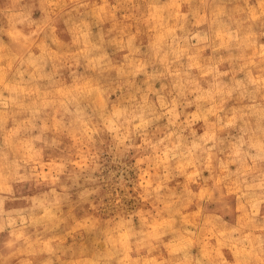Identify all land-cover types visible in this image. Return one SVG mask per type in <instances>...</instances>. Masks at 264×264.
<instances>
[{
  "label": "rangeland",
  "instance_id": "374dc122",
  "mask_svg": "<svg viewBox=\"0 0 264 264\" xmlns=\"http://www.w3.org/2000/svg\"><path fill=\"white\" fill-rule=\"evenodd\" d=\"M138 100L220 141L203 170L124 155L103 117ZM262 122L264 0H0V264H264L228 155Z\"/></svg>",
  "mask_w": 264,
  "mask_h": 264
},
{
  "label": "clouds",
  "instance_id": "9594fccd",
  "mask_svg": "<svg viewBox=\"0 0 264 264\" xmlns=\"http://www.w3.org/2000/svg\"><path fill=\"white\" fill-rule=\"evenodd\" d=\"M18 23H23V20ZM101 41L103 42V36ZM181 96L183 93H180L176 100L182 103V106H186V102L181 101ZM158 107V105L143 100H138L131 106L121 105L118 112L105 113L103 119L110 123H107L103 130L114 136L124 155L137 150H151V156H146L145 161L162 166L166 174L171 168L170 161L182 163L185 167H198L203 170L208 155L213 149H217L220 141L218 139L214 141L210 148L207 137L196 136L195 132L184 124L169 126L164 130L163 139H161L153 133L155 122L162 114H165L158 112ZM164 107L169 108L171 104H166ZM171 123L170 121V125ZM137 138H140L143 143L137 145ZM228 155L229 162L243 161L245 165L246 170L242 171L238 177L239 188L237 190L241 196L248 197L250 201L264 200V122L256 126L255 130L238 131L237 136L233 138ZM249 161L251 162L250 167H248ZM131 166L135 167V165ZM220 167H223V164L218 161L217 168ZM252 174H256L255 178L249 182L248 176ZM257 190H259V195H257ZM224 208L223 201L220 200L218 210L223 212ZM253 209H255V204H253ZM255 214L254 210L253 216ZM236 231V228L226 230L223 238L229 240Z\"/></svg>",
  "mask_w": 264,
  "mask_h": 264
}]
</instances>
